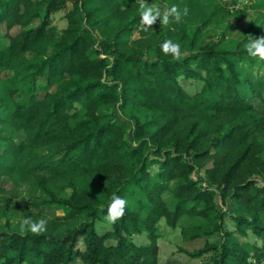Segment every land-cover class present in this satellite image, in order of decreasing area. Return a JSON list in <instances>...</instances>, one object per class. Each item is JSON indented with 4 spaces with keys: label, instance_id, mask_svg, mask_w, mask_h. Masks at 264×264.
Segmentation results:
<instances>
[{
    "label": "trees",
    "instance_id": "16d2710c",
    "mask_svg": "<svg viewBox=\"0 0 264 264\" xmlns=\"http://www.w3.org/2000/svg\"><path fill=\"white\" fill-rule=\"evenodd\" d=\"M163 1L187 16L145 31L138 0H0V264H158V222L184 215L204 221L185 238L219 236L193 258L264 261V61L246 51L249 36L232 35L250 10L264 19V0ZM67 2L58 32L52 15ZM169 39L181 59L162 52ZM182 78L202 88L190 94ZM170 184L174 209L161 195ZM113 196L126 200L124 215L101 233ZM19 202L22 215L7 211ZM54 206L67 212L44 216ZM227 212L253 243L233 237ZM28 217L46 231L21 233Z\"/></svg>",
    "mask_w": 264,
    "mask_h": 264
},
{
    "label": "rangeland",
    "instance_id": "374dc122",
    "mask_svg": "<svg viewBox=\"0 0 264 264\" xmlns=\"http://www.w3.org/2000/svg\"><path fill=\"white\" fill-rule=\"evenodd\" d=\"M72 4L67 2L65 7L52 15V24L55 25L58 29V32L64 29L67 26V19H66V12L71 8ZM153 6L158 7L163 10L168 8V3L160 0V2L153 3ZM241 14V13H240ZM238 16V15H237ZM237 20V17L230 18L229 22L233 23ZM5 33V26H2L0 30V42L7 43V40L1 34ZM233 37H244V36H264V19L261 18V15L258 14L255 10H250L249 15H245V18L239 22L237 27L233 30L232 33ZM261 59V58H260ZM264 61V59H261ZM264 69V65H261L260 71L262 72ZM12 75L11 72H5L2 74L1 77H7ZM181 84L185 87V89L190 93L194 94L198 92L201 88L203 83L201 81L190 80L186 78H182L180 80ZM8 85L0 82V94H2L5 98L7 97ZM258 103V102H257ZM10 107H5L4 110V117L7 119L10 116ZM4 134H12L15 139L21 138V134H18L16 131H13L8 125H3ZM157 167H152L151 172H155ZM197 178L203 179L202 176H198ZM4 185L7 187H11V183L8 180L4 181ZM173 184H170L168 188L162 191L161 195L164 199L165 203L170 209H174L176 205V197L173 192ZM218 205L223 210V205L218 198ZM203 204H200L199 207H202ZM1 210V209H0ZM7 211H12L17 215H22L23 212V204L16 203L15 205H10ZM67 210L64 207L54 206L48 210H46L44 216L46 217H53L55 215H64ZM225 220L227 223V229L233 232V237L243 246L249 245L253 243L254 237L252 232H249L248 236L240 235L236 229V222L234 216L231 212H227L225 214ZM12 220L18 221L19 216L11 217ZM5 218L0 220V228L6 230L7 227L5 226ZM204 224V221L198 217H190L187 215L182 216L178 219L176 226H172L167 222L164 218L160 220L157 224V245L159 248V260L158 264H167V263H178V264H203L205 262L212 263V256L213 251L202 255L201 257L193 258L189 252L194 250L203 248L205 245L206 240L216 243L219 239L218 234H213L211 236H202L197 239H187L182 234V229L194 225ZM97 228L101 233H104L108 230L112 229V223L108 222L105 218L100 220L97 223ZM63 230V229H61ZM134 239L139 244H146L148 243L149 236L147 233L142 235L134 236ZM261 245V243H259ZM76 248L80 250L85 249V241L82 237L79 238ZM75 264H82L81 261H77ZM264 264V261L262 262Z\"/></svg>",
    "mask_w": 264,
    "mask_h": 264
},
{
    "label": "clouds",
    "instance_id": "9594fccd",
    "mask_svg": "<svg viewBox=\"0 0 264 264\" xmlns=\"http://www.w3.org/2000/svg\"><path fill=\"white\" fill-rule=\"evenodd\" d=\"M138 3L140 22L145 26V31L152 27L157 20L164 25L169 24L173 20L176 23H180L183 16H187L189 11L187 6L181 11L177 5H172L170 8H167L162 12L158 7L146 3V0H138ZM160 47L162 52L165 54H171L175 60L181 59L179 43L173 42L169 39L165 40ZM244 47L250 56H258L261 59H264V36H250L248 43H246ZM126 204L127 202L125 199L119 196H113L111 203L108 205L105 219L110 223H114L118 218L124 215ZM46 225L47 221L45 219L33 221L31 217H28L21 220L20 231L21 233L31 231L33 234H40L46 231Z\"/></svg>",
    "mask_w": 264,
    "mask_h": 264
}]
</instances>
